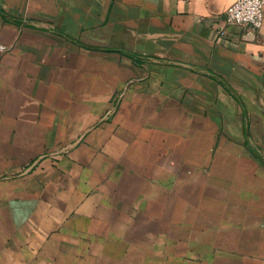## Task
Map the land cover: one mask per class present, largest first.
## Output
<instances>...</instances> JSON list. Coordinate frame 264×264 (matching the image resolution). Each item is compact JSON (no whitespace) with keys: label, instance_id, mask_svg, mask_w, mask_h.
I'll return each mask as SVG.
<instances>
[{"label":"crops","instance_id":"obj_1","mask_svg":"<svg viewBox=\"0 0 264 264\" xmlns=\"http://www.w3.org/2000/svg\"><path fill=\"white\" fill-rule=\"evenodd\" d=\"M232 2L0 0V264H264V12Z\"/></svg>","mask_w":264,"mask_h":264},{"label":"built area","instance_id":"obj_2","mask_svg":"<svg viewBox=\"0 0 264 264\" xmlns=\"http://www.w3.org/2000/svg\"><path fill=\"white\" fill-rule=\"evenodd\" d=\"M264 0H233L225 9L224 19L227 25H241L259 32L263 25ZM8 46L0 42V55Z\"/></svg>","mask_w":264,"mask_h":264},{"label":"rangeland","instance_id":"obj_3","mask_svg":"<svg viewBox=\"0 0 264 264\" xmlns=\"http://www.w3.org/2000/svg\"><path fill=\"white\" fill-rule=\"evenodd\" d=\"M19 177H16V176H12V177H0V186L2 185V183H6L7 181H9V180H13V179H18ZM15 182H16V185L18 184V180L16 181L15 180ZM8 183V182H7ZM12 183V182H11ZM6 203V202H5ZM2 202H1V200H0V212H1V210H2Z\"/></svg>","mask_w":264,"mask_h":264}]
</instances>
